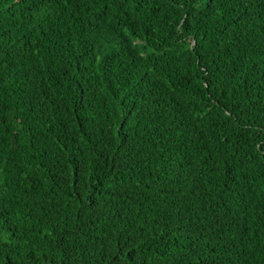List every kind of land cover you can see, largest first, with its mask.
<instances>
[{
	"label": "trees",
	"instance_id": "16d2710c",
	"mask_svg": "<svg viewBox=\"0 0 264 264\" xmlns=\"http://www.w3.org/2000/svg\"><path fill=\"white\" fill-rule=\"evenodd\" d=\"M0 264H264V0H0Z\"/></svg>",
	"mask_w": 264,
	"mask_h": 264
},
{
	"label": "rangeland",
	"instance_id": "374dc122",
	"mask_svg": "<svg viewBox=\"0 0 264 264\" xmlns=\"http://www.w3.org/2000/svg\"><path fill=\"white\" fill-rule=\"evenodd\" d=\"M12 64L7 65V70L9 71L11 69Z\"/></svg>",
	"mask_w": 264,
	"mask_h": 264
}]
</instances>
